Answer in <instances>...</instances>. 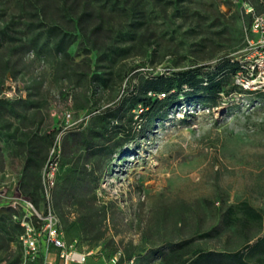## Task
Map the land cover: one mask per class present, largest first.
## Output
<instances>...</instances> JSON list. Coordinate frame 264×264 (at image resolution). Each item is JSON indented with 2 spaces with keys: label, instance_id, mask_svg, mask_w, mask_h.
Returning <instances> with one entry per match:
<instances>
[{
  "label": "rangeland",
  "instance_id": "374dc122",
  "mask_svg": "<svg viewBox=\"0 0 264 264\" xmlns=\"http://www.w3.org/2000/svg\"><path fill=\"white\" fill-rule=\"evenodd\" d=\"M233 1L243 8L244 20L233 18L236 15L223 4ZM147 2L149 32L154 36L151 41L158 39V53L152 56L154 45L147 54L129 58L127 63L137 67L133 75L185 70L197 61L199 50L203 53L200 64L215 66L226 57L250 65L246 52L250 25L246 15L250 13L238 0H190L183 4L162 0L159 7L154 6V0ZM3 22L0 19V24ZM79 40L70 48L72 55ZM7 50L0 56L15 61L17 54ZM13 68L0 98L13 103L22 100L26 105H17L19 117L6 111L0 119V192L11 198L10 203L18 198L41 213L50 209L60 222L68 252L85 255L83 264H116L120 256L190 237L198 227L207 231L218 223V210L225 205L247 201L264 210V98L248 94L254 90L246 80H235L246 93L223 96L219 108L189 104L173 108L166 119L114 158L100 181L97 200L84 202L83 198L90 197L91 186L87 180L77 181L81 168L68 180L69 169L86 162L84 148L73 134L91 127L93 115L86 117L87 112L105 106V98H94L97 105H92L80 91L76 100L61 94L60 90L67 92V88L53 77L50 61L41 65L23 55ZM92 96L89 92L88 97ZM80 122L85 126L78 128ZM53 131L59 132L57 146L47 164L40 174L24 175L17 140ZM23 178L35 192L37 205L17 192ZM70 193H76L77 198H71ZM5 204L0 198V206ZM103 206L107 220L101 216L95 228L82 230L80 220L99 214ZM11 236L16 234L10 231L8 237L0 232V253L11 248ZM230 236L237 243L238 237ZM226 241L197 243L209 251L222 250ZM58 253L53 250V261L63 264Z\"/></svg>",
  "mask_w": 264,
  "mask_h": 264
},
{
  "label": "trees",
  "instance_id": "16d2710c",
  "mask_svg": "<svg viewBox=\"0 0 264 264\" xmlns=\"http://www.w3.org/2000/svg\"><path fill=\"white\" fill-rule=\"evenodd\" d=\"M161 2L154 0V6H161ZM185 2L190 0H180L181 4ZM238 2L253 9V13L246 15L250 21L247 34L254 16L264 13V0ZM147 3V0H0V19H4L0 24V52L12 49L11 53L17 54L13 62L5 58L6 53L0 56V92L7 75L15 72L13 66L25 55L41 65L49 61L53 64V77L67 88V92L60 90L61 94L76 100L80 91L92 105H97L94 98H105V106L90 108L87 112L86 117L93 115L91 127L73 134L78 145L84 148L86 162L69 169L68 180L72 181V174L81 168L77 181L87 180L91 186L90 197L83 198L84 202L97 200L100 181L114 158L123 155L142 135L166 119L173 108L189 104L215 109L221 106L223 96L246 93L235 80L239 73L243 77L249 75L247 64L226 57L215 66L200 64L201 50L195 55L197 61L185 70L133 75L137 67L127 63L129 58L147 54L154 45L152 56L158 53V39L151 41L154 36L149 32ZM223 4L236 15L233 18L244 20L242 7L234 1ZM78 40L76 54L72 55L70 48ZM79 56L81 59L76 61ZM143 65L138 68L146 66ZM89 92L93 98L88 97ZM248 94L264 98V90ZM5 104L11 108L7 110ZM19 104L26 105L22 100L13 103L0 98V119L6 111L19 117L20 113L16 112ZM83 126L84 122L78 123V128ZM58 133L32 134L27 141L17 140L24 175L41 173L51 150L57 146ZM37 179L40 183L39 176ZM17 192L38 204L35 192L29 189L24 178ZM70 197L76 199L77 195L70 193ZM6 204L0 208V232L8 237L10 231L11 235L16 234L11 236L10 246L16 244L21 230L12 221V208ZM100 211L80 220L82 230L95 228L101 216L107 220L106 207ZM231 233L238 237L237 243L229 238ZM222 238L227 239L222 250L206 251L197 243H220ZM43 259L44 255L39 264ZM116 264H264V210L247 201L225 205L218 210V223L207 231L198 227L190 237L144 248L136 255L120 256Z\"/></svg>",
  "mask_w": 264,
  "mask_h": 264
},
{
  "label": "built area",
  "instance_id": "2783aa9c",
  "mask_svg": "<svg viewBox=\"0 0 264 264\" xmlns=\"http://www.w3.org/2000/svg\"><path fill=\"white\" fill-rule=\"evenodd\" d=\"M245 8L247 13H253L250 6L245 5ZM246 36V52L251 62L247 67L249 75L243 77L242 73H239L237 82L242 79L244 83L246 80L249 89L264 90V13L254 16ZM251 79L252 83L249 82ZM10 207L12 221L19 226L21 233L16 244H12L7 252L0 253V264H39L42 255L44 259L41 264H55L52 258L53 250L59 252L56 257L61 259L63 264L86 262L85 255L68 252L60 222L50 209L41 213L31 203L18 198H13Z\"/></svg>",
  "mask_w": 264,
  "mask_h": 264
},
{
  "label": "crops",
  "instance_id": "0c3cea01",
  "mask_svg": "<svg viewBox=\"0 0 264 264\" xmlns=\"http://www.w3.org/2000/svg\"><path fill=\"white\" fill-rule=\"evenodd\" d=\"M0 196H1V198H3L4 200H11L10 197H6L4 194H1ZM9 202H10V201H9ZM6 205H10V203H8V204H6ZM3 206H5V205H3ZM3 206H0V208L3 207ZM11 245H12V244H11Z\"/></svg>",
  "mask_w": 264,
  "mask_h": 264
}]
</instances>
